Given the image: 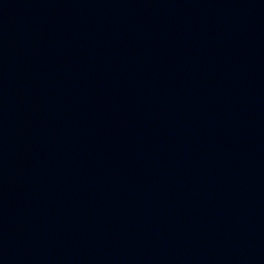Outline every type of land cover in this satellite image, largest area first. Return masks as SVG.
<instances>
[{
	"label": "water",
	"instance_id": "water-1",
	"mask_svg": "<svg viewBox=\"0 0 264 264\" xmlns=\"http://www.w3.org/2000/svg\"><path fill=\"white\" fill-rule=\"evenodd\" d=\"M0 264H264V0H0Z\"/></svg>",
	"mask_w": 264,
	"mask_h": 264
}]
</instances>
